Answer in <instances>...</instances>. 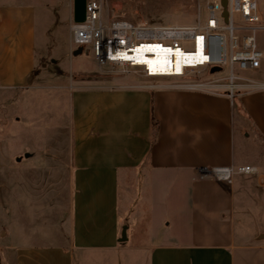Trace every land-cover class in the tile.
Here are the masks:
<instances>
[{
	"label": "crops",
	"instance_id": "crops-1",
	"mask_svg": "<svg viewBox=\"0 0 264 264\" xmlns=\"http://www.w3.org/2000/svg\"><path fill=\"white\" fill-rule=\"evenodd\" d=\"M62 14L70 25L74 0H0V116L50 61L47 81L68 91L66 119L17 159L14 264H264V163L231 184L194 178L250 164L238 133L264 149V80H240L233 100L132 75L72 80L48 52Z\"/></svg>",
	"mask_w": 264,
	"mask_h": 264
},
{
	"label": "built area",
	"instance_id": "built-area-1",
	"mask_svg": "<svg viewBox=\"0 0 264 264\" xmlns=\"http://www.w3.org/2000/svg\"><path fill=\"white\" fill-rule=\"evenodd\" d=\"M259 12V0H226V6L223 0H207L205 17L197 24L154 25L121 17L108 20L99 2L87 0L85 20L71 21V45L73 50L82 47L83 52L90 48L101 73L147 78L166 76L152 69L160 67L151 59L155 56L154 49L179 51L181 71L169 75L181 79L178 85L225 91L233 100L240 80H247L237 71H257L264 65V41L260 39L264 22ZM235 13L240 14L241 23L235 22ZM187 41L192 43V49L184 48ZM214 67L221 70L212 73ZM226 68V75L216 76ZM206 74V79H196ZM258 171V167L251 164L204 166L198 168L194 178H213L231 184L238 175Z\"/></svg>",
	"mask_w": 264,
	"mask_h": 264
},
{
	"label": "rangeland",
	"instance_id": "rangeland-1",
	"mask_svg": "<svg viewBox=\"0 0 264 264\" xmlns=\"http://www.w3.org/2000/svg\"><path fill=\"white\" fill-rule=\"evenodd\" d=\"M102 6V12L106 19L115 17L125 18L134 23L146 22L154 25H194L205 17V4L207 0H96ZM260 17L264 22V0H259ZM236 23H241L239 13H235ZM70 25L66 14H62L54 25L49 37L48 52L53 59H58L60 65L67 72H70L73 80L77 78L91 79L98 76H124L101 73L93 57L90 48L77 56H68L70 46ZM264 41V32L260 34ZM184 48L192 49V43L187 41ZM264 47V43H263ZM40 77L33 84V88L23 89V94L28 100L19 105L17 113L13 108L7 109L6 118L0 116V264H14L13 242L15 238V186L14 178L17 162L20 154L24 155L22 148L25 146L46 144L48 128L52 125L62 123L68 113V101L66 89H59L56 82L47 81L46 77L51 72L58 71L54 63H49L48 68L41 69ZM228 69L216 74L217 77L226 75ZM82 73V74H80ZM92 73V74H91ZM237 73L247 80H264V66L260 71L238 70ZM208 75L198 76L196 79H206ZM210 77V76H209ZM132 80L139 81H162L168 80L180 83L177 77H155L148 79L142 75L130 76ZM214 77H210L212 79ZM52 81V80H51ZM64 94V96L62 95ZM20 117V121H17ZM7 121V122H6ZM55 135L57 131L54 132ZM238 133V153L245 163L261 165L264 163V149ZM30 149V148H29ZM30 152V151H29ZM24 167H29L24 163ZM24 176H31V171L24 172ZM75 264H80L77 259ZM91 264H99L92 261Z\"/></svg>",
	"mask_w": 264,
	"mask_h": 264
},
{
	"label": "bare ground",
	"instance_id": "bare-ground-1",
	"mask_svg": "<svg viewBox=\"0 0 264 264\" xmlns=\"http://www.w3.org/2000/svg\"><path fill=\"white\" fill-rule=\"evenodd\" d=\"M155 56L151 58L153 61L157 62L160 67L155 69L152 67L153 70H160V72L165 77H170L169 75L174 73L175 71H181V56L179 51H175V53H171L170 50H160L154 49ZM175 54V55H172Z\"/></svg>",
	"mask_w": 264,
	"mask_h": 264
},
{
	"label": "water",
	"instance_id": "water-1",
	"mask_svg": "<svg viewBox=\"0 0 264 264\" xmlns=\"http://www.w3.org/2000/svg\"><path fill=\"white\" fill-rule=\"evenodd\" d=\"M86 2L87 0H74V20L76 22H81L85 20L86 17ZM224 2V6H226V0H223ZM225 16L227 17V11L225 12ZM83 53V48L79 47L77 49L74 50L73 54L75 56L82 54ZM221 69L219 67H214L211 69L212 73L218 72ZM26 156H30L29 153H26ZM124 236V234H123ZM123 240H126V236L125 238H123Z\"/></svg>",
	"mask_w": 264,
	"mask_h": 264
}]
</instances>
